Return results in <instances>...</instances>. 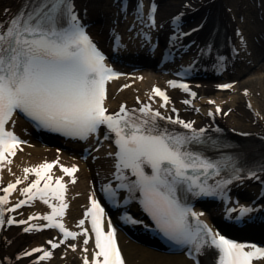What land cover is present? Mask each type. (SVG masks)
Wrapping results in <instances>:
<instances>
[{"label": "snow or ice", "instance_id": "obj_1", "mask_svg": "<svg viewBox=\"0 0 264 264\" xmlns=\"http://www.w3.org/2000/svg\"><path fill=\"white\" fill-rule=\"evenodd\" d=\"M143 8L144 5L137 0L136 20L141 24L144 23ZM154 11V7L150 6L149 19L153 25ZM115 39L119 41V37ZM145 39L149 38L145 36ZM105 59L86 33L71 0H29L27 8L19 12L9 25L0 24V172L11 165V158L22 150L20 145L24 143L7 127L17 111L30 117L37 126L82 140L98 134L103 126L106 139L115 134L114 143L118 148L115 179L128 180L120 187L143 194L142 207L169 240L189 246L194 253L214 250L216 264H253L254 260L264 259V247L239 243L213 233L207 224L199 221L203 213L193 212L178 198V190L183 191L185 196L188 193L194 196L217 195L220 189L232 182L228 179L223 185L217 184L215 187L208 184L210 174L219 175L220 167L190 150L189 145L200 141L193 123L163 117L159 111H153L151 105H144L138 110H129L122 105L115 114L109 113L105 106L107 85L113 79H118L120 74L108 67ZM169 86L189 92L186 83L170 81ZM153 92L163 100V106L170 103L169 97L160 88H154ZM191 95L195 97L196 94L192 92ZM137 112L139 115H136ZM164 119L192 130L194 135L190 137L162 128L158 120ZM202 133L203 130H200ZM57 164L58 160L25 168V178L28 174H34L37 179L22 190L21 195L26 199L19 201L15 207L7 208V211L15 212L30 201L40 199L48 205L51 213L39 218L48 222L47 227L58 228L65 240H75L78 235L87 236L88 232L86 229L82 233L68 231L57 220V217L65 215L68 207L65 202L66 184L62 178L55 181V186L52 183L50 173ZM145 166L151 168V175L145 172ZM60 167L63 173L72 178V183H76L75 173L79 169L76 166ZM126 169L136 177L135 180L123 175ZM261 170H264V165ZM242 171V168L233 165L234 178L240 179ZM248 175L254 177L255 172ZM41 181H44L43 187L40 186ZM21 183L22 180L17 179L2 189L5 194L0 195V226L6 222L16 223L14 218L6 221L5 206L10 203L9 196ZM106 190L115 195L110 186ZM53 200L59 203H51ZM251 211L248 208L240 209L242 215ZM104 216V207L92 199L91 208L86 213V217L91 218V228L95 234L96 251L91 264H125L111 221L109 231L104 229ZM189 216L196 218L195 225L189 223ZM127 219L138 223L131 217ZM19 223L27 224L28 221ZM84 223L81 220L78 226L83 228ZM33 230L42 229H25ZM88 242L85 239L84 244ZM49 243L53 249L59 247V244ZM87 250L85 247L84 251ZM34 252L43 253L36 264L52 257V252L43 248H36ZM24 255L31 256L33 252ZM84 264H90L87 257Z\"/></svg>", "mask_w": 264, "mask_h": 264}, {"label": "bare ground", "instance_id": "obj_2", "mask_svg": "<svg viewBox=\"0 0 264 264\" xmlns=\"http://www.w3.org/2000/svg\"><path fill=\"white\" fill-rule=\"evenodd\" d=\"M24 0H0V24L8 22L9 19L13 16L15 11L20 7L21 3ZM78 4L79 10L86 9L87 11V19L88 22H91V32L94 37L101 41L107 39V26L111 23L109 18L108 11L102 10L99 8V5L102 3H107L108 7L111 1L106 2V0H76ZM188 2L192 7L200 10V15L206 16L208 12L215 11L220 17V20L225 24V26L230 29L234 25H240L238 28H243V35L248 38V40H253L254 45L256 47V52L258 54H262L264 51V21L258 23L257 21L260 17V13L264 11V0H163L160 8V16L161 19H164L168 15L175 14L179 12L183 4ZM258 3L260 6L258 7ZM228 8H232L230 14L227 13ZM188 10V9H186ZM254 15H256V19H254ZM264 15V13H263ZM101 16L104 18L101 19ZM232 18H237V23H233ZM244 18L245 22L243 24L240 23L239 19ZM100 19V21H97ZM197 24L192 26H197ZM235 33V30H234ZM200 38V37H199ZM227 43L228 46L236 45L237 42L233 37H229ZM237 49H239L237 47ZM213 58L206 59L203 64L204 66L207 64V61L213 60V62L217 63V57L212 56ZM224 62H227V65H235V67L241 68L240 71H232L229 70L222 74L220 77H216L215 80L227 79V81H237L242 74L249 71L248 68L241 67L239 64V60L231 56L227 51L223 55ZM248 58L247 60H250ZM264 61V60H263ZM241 63V62H240ZM232 65V66H233ZM243 69V71H241ZM254 72H257V69L253 68ZM145 74V73H144ZM255 78L249 79L245 85L249 88V95L245 97L241 93H238L237 96L232 97L229 93L226 96V99L229 102H225L224 98L220 95V93H216L214 90V84L217 83L214 79L211 81L202 82L201 87L199 89L200 96H208L212 100H216L217 104H225V108H232L231 114L227 118L222 117V123L226 126L231 127L237 132L244 133H260L264 135V75L260 74ZM145 78L141 83L134 82L133 86L129 89L122 91L120 94L116 95L115 92H112L108 106L111 108H115L119 102L128 101L131 106H136L132 101L131 97L134 95H140V98L143 100V89L151 85L153 79L148 77L145 74ZM160 77V76H158ZM161 78V77H160ZM231 78V79H230ZM222 83V82H219ZM240 85V82L237 83ZM115 90V89H114ZM115 96V98H113ZM251 99L252 110L248 109L244 103V100ZM206 99L197 100L196 105L200 107L201 110L210 109L212 106H209ZM225 109V110H226ZM183 118H189L190 120H196V123L199 124L206 123L208 121V117L206 114L204 115H195L194 113H188L182 115ZM28 136V135H27ZM34 147L25 148L24 151L16 157L14 160V170L13 172L16 175H23L24 169L29 168L30 166H35L42 164L44 162H49V158L55 159L56 149H49L47 147H42L39 144L33 143ZM53 160V159H52ZM51 160V161H52ZM66 162L69 160H73L69 156L65 155L64 159ZM102 161H109L101 158ZM81 167V172L78 174V182L75 186H71V191L74 193H86L89 194L90 184L95 182L94 174L91 170L87 169L89 166L88 162L78 161ZM24 167V168H23ZM264 182V176L260 175L257 179H252L247 181L244 188L249 192H255L257 195L259 193L260 184ZM255 197V196H254ZM72 200V218H80L81 217V207L85 204L84 198L80 197L78 199L73 198ZM43 241V236L38 234L27 235L22 234L16 228H10L3 232V237L1 240V255L8 259V264H31L30 259H21L18 260V256L26 253L28 250L36 247L41 244ZM122 247L124 253L126 255V259L128 264H193L191 261L184 259L182 256H166L161 253H156L151 251V249H147L143 246L137 247L132 243L127 242L126 238L121 237ZM84 247L79 246L77 250H73L67 252L63 259L59 260V263L64 264H83L82 259L86 256L84 251ZM138 252V253H137ZM141 253L139 258L137 255ZM80 259V261H79ZM55 261V260H54ZM52 261L49 264H55ZM257 264H264V259Z\"/></svg>", "mask_w": 264, "mask_h": 264}, {"label": "rangeland", "instance_id": "obj_3", "mask_svg": "<svg viewBox=\"0 0 264 264\" xmlns=\"http://www.w3.org/2000/svg\"><path fill=\"white\" fill-rule=\"evenodd\" d=\"M260 63V62H259ZM261 73L264 75V71H261ZM250 74V73H249ZM248 76V75H247ZM245 77H243V78H241L240 79V81L242 82L243 81V79H244ZM264 86V85H263ZM246 86H238L237 88H236V92L235 93H233V94H231V96H233V97H235V96H237V94L238 93H240V92H242V89H244ZM262 117H264V116H262Z\"/></svg>", "mask_w": 264, "mask_h": 264}]
</instances>
